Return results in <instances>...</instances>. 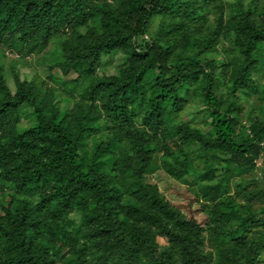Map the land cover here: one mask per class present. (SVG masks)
<instances>
[{
    "label": "trees",
    "instance_id": "1",
    "mask_svg": "<svg viewBox=\"0 0 264 264\" xmlns=\"http://www.w3.org/2000/svg\"><path fill=\"white\" fill-rule=\"evenodd\" d=\"M6 48L0 264H264V0H0Z\"/></svg>",
    "mask_w": 264,
    "mask_h": 264
},
{
    "label": "rangeland",
    "instance_id": "2",
    "mask_svg": "<svg viewBox=\"0 0 264 264\" xmlns=\"http://www.w3.org/2000/svg\"><path fill=\"white\" fill-rule=\"evenodd\" d=\"M4 55L0 57V65L3 67L5 78L7 79V82L11 88H13V76L11 74L12 71L18 72L19 76L21 78L30 79L33 75L38 73V70L43 67L44 65V58H42V54L36 55L34 59L33 56H27L26 60L29 61V63L25 60H15L17 56V51H12L9 48H6ZM55 51V46H52L49 49V60L51 59L52 54ZM31 57V58H30ZM107 60V59H106ZM104 60V63L101 68L98 70L99 73L102 74H111L116 73L118 70V65L120 62L119 55L114 57V59L108 60V63ZM40 63V64H39ZM55 72V70L53 71ZM65 105V103H64ZM25 123V121H23ZM93 137H90L88 140L89 144V152H92L93 150V144H94ZM259 168L262 169L264 166L263 159L258 161ZM259 170L260 175H258L260 179V185L264 187V169ZM151 180L155 182L158 185V188L161 192L165 194V196L173 203H179L185 201L184 199V189L186 186L171 177H169L165 172L163 171H157L151 176ZM196 204H193V207H196ZM72 218L75 220H78V214H73ZM158 241L160 243H163V240L158 238Z\"/></svg>",
    "mask_w": 264,
    "mask_h": 264
}]
</instances>
